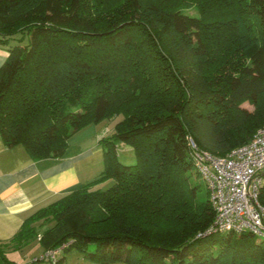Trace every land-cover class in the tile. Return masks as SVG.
I'll list each match as a JSON object with an SVG mask.
<instances>
[{"label":"trees","instance_id":"1","mask_svg":"<svg viewBox=\"0 0 264 264\" xmlns=\"http://www.w3.org/2000/svg\"><path fill=\"white\" fill-rule=\"evenodd\" d=\"M0 45L7 146L59 158L85 126L114 123L99 139L104 170L26 219L0 264L38 237L45 252L63 247L54 264L73 251L100 264H264V236L211 229L189 145L224 156L264 126V0H0ZM40 219L53 224L40 232Z\"/></svg>","mask_w":264,"mask_h":264},{"label":"crops","instance_id":"2","mask_svg":"<svg viewBox=\"0 0 264 264\" xmlns=\"http://www.w3.org/2000/svg\"><path fill=\"white\" fill-rule=\"evenodd\" d=\"M6 59L7 50L0 45V68ZM93 137L96 140L94 138L90 147L72 148L70 139L69 148L63 156L35 160L23 145L9 147L0 135V243L10 241L36 211L93 180L99 171L104 170V151L99 144L101 137L96 133ZM34 242L10 249L8 255L12 251L27 249ZM31 250L30 253L33 252ZM38 252L41 257L44 248L38 249ZM74 254L76 264H100L84 258L79 252ZM69 257L68 254L66 262Z\"/></svg>","mask_w":264,"mask_h":264},{"label":"built area","instance_id":"3","mask_svg":"<svg viewBox=\"0 0 264 264\" xmlns=\"http://www.w3.org/2000/svg\"><path fill=\"white\" fill-rule=\"evenodd\" d=\"M189 145L216 213L211 229L264 236V206L259 200L264 181V126L250 142L224 156L198 148L192 138H189ZM62 250L63 247L48 250L41 257L54 264Z\"/></svg>","mask_w":264,"mask_h":264},{"label":"rangeland","instance_id":"4","mask_svg":"<svg viewBox=\"0 0 264 264\" xmlns=\"http://www.w3.org/2000/svg\"><path fill=\"white\" fill-rule=\"evenodd\" d=\"M189 13L191 14H198L197 10L195 8H190L187 10ZM120 117H118V119H120ZM114 125L113 120L112 119H104L102 120L100 123L98 124H91L89 126H85L84 128H82L80 131H78L76 134H74L71 137V144L72 148L75 146L78 147H82V148H87L90 147L94 144V134L96 133L97 136H104L106 134H108L109 130H111V127ZM96 140V138H95ZM118 157L121 161L126 162V163H132L136 160L135 157V152L133 149V146L129 143H124V142H120L119 146H118ZM103 170V166L102 169ZM95 172H98L97 170ZM101 173V171H99L97 175H99ZM195 182L197 184H199L201 186V188L206 191L207 190V183L205 181V179H203L201 176H194ZM53 223H47V221H45L44 219H40L36 222L33 223L34 226L37 227L38 231L42 232L43 230H45L49 225H51ZM220 236L222 234H219ZM37 241V242H36ZM29 248L24 249V250H16V251H12L10 252V254L8 255L10 257V259L14 260L16 264H22L24 261L27 262L28 264L31 263V261L36 257V258H40V254L38 252V249L42 248V245L38 242L39 241V237ZM14 244V243H13ZM32 247V248H31ZM30 249H32L30 253ZM74 253H78V252H72V253H68L69 254V261L66 262V264H71L70 262H73V264H76L77 261H75L76 259L74 258L73 255H75ZM75 262V263H74ZM36 264H46L45 261H37Z\"/></svg>","mask_w":264,"mask_h":264}]
</instances>
